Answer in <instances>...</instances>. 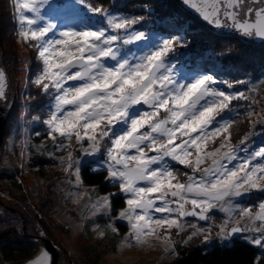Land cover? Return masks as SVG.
<instances>
[{"label":"snow or ice","instance_id":"1","mask_svg":"<svg viewBox=\"0 0 264 264\" xmlns=\"http://www.w3.org/2000/svg\"><path fill=\"white\" fill-rule=\"evenodd\" d=\"M183 3L207 25L264 43V0ZM12 7L18 41L36 53L38 67L30 83L37 95L47 97L43 116H31L33 126L44 128L35 136L51 141L47 155L58 160L68 185L79 188L82 172L91 169L116 189L89 197L84 207L91 216L107 217L104 227L114 234L119 235L116 224L126 221L120 248L159 242L174 256L173 233L190 229L183 243L202 238L209 244L215 227L221 241L239 235L257 246L261 255L255 264H264V202L254 210L237 199L264 192V146L251 151L247 146L264 118L251 119L257 103L253 89L246 94L240 87L248 82L225 78L215 67H190L181 57L193 43L191 26L173 16L161 28L150 6L140 10L142 15L95 0H13ZM7 87L0 69L5 105ZM241 102L248 104L245 116L252 128L233 145L230 129ZM23 143L22 159L29 146L27 139ZM209 143L216 146L209 149ZM176 165L187 169L184 179ZM84 195L70 193L73 202ZM117 196L124 207L113 216ZM213 209L224 214L219 225L208 223ZM189 217L197 222L189 224ZM105 234L98 232L100 238ZM28 264H52L51 256L40 247Z\"/></svg>","mask_w":264,"mask_h":264},{"label":"rangeland","instance_id":"2","mask_svg":"<svg viewBox=\"0 0 264 264\" xmlns=\"http://www.w3.org/2000/svg\"><path fill=\"white\" fill-rule=\"evenodd\" d=\"M175 1L179 4L181 9L186 11L178 0ZM58 2L71 3L72 0H58ZM12 4L13 0H0V10L4 13L0 21L2 28L5 33L8 32L9 34L10 31L12 33V35H8V37L4 36L3 41L0 42L1 49H5V52L3 51L2 53V61L16 92L15 108L7 122V128H4L6 131L3 130L6 132L5 140L0 147V231L10 227H16L19 228L20 237L22 236L23 239L27 237L28 234L33 235V241L40 242V239H42V247L49 252L52 264V252L48 249L51 247L55 251L60 250L59 252L57 251V264H172L174 258L180 253L181 248L198 245L207 246L212 243L222 242L219 238H216V231L218 229L214 227L212 233L213 240L209 244H205L202 238L193 239L187 244L183 243L190 229L179 236L173 233L172 238L176 243L177 251V255L174 256L165 253L164 246L159 242L153 243L150 247L120 248V243L124 234L128 232L126 221H120L116 224V227L119 229V235L111 232L112 235H117L119 237V244L117 247L107 253H103L99 249V251L95 252L98 253V257L96 254H91V251L97 250L95 241L100 238L98 232L104 231V227L102 228L101 226L103 225L102 223H105V225L109 223L107 217L99 215L91 216L84 207V205L89 203V197L95 199L98 195H92V189L87 187L84 183L80 185L79 188L68 185L65 181V174L62 171L53 172V167L46 168L47 171H49L44 175L43 173L45 170L42 173V170L30 168L28 165V159L31 153L30 147L33 145L38 151V142L35 143L36 141H34L35 137H37L35 136V132H44L43 127L32 125L31 116L37 114L43 116L47 110V97L37 95L35 86L30 83V78L34 77L38 67L36 53L34 49L30 48L27 44L19 42L17 39L16 22L13 18L14 10ZM166 6L170 8L165 0H159L157 9L154 11L153 19H155L156 24L162 28L166 27L171 22V17L173 16L182 19V16L177 13L167 17L168 15L165 14V12H167ZM186 12L197 18L195 14H192L188 10ZM193 20H184L186 26L192 23L196 25V20ZM149 23L151 24V20ZM191 29L194 30V33L196 32V29ZM203 30L205 32H202V34L199 33L200 35L196 39V48L203 46L206 47V50L209 48V45H212L215 46L214 48H216L218 52H213L208 49L196 55V50L193 49L194 46H191V49L185 52L181 59L190 67L194 66L201 69L215 67L217 71H222V73L225 74V78L242 79L248 82L246 87H240L246 94H248L247 88L253 89L251 96L257 103L252 105L254 115L251 119L258 120L264 118V77L259 79L256 78L254 74L251 76L252 74L250 75L249 70L242 69V66L239 72L234 74V70H230L228 65L224 64L226 59L224 58V46L222 44L223 42L218 39V35L224 36L227 34L216 33L207 25H205ZM230 36L238 37L236 35ZM259 44L264 43H255V45ZM188 58H193L194 60ZM29 97H32V99H29ZM26 104L30 105V107L26 108ZM233 104L235 105V102H233ZM247 108L248 104L243 102H241V105L237 106V111L241 114L236 117V123L230 129L232 134L231 143L233 145H238L241 138L252 128L249 119L245 116V109ZM26 112L30 113V115L25 119L24 113ZM9 124H12V126ZM3 131L0 136L4 134ZM37 138L40 140V145L51 142L50 140H46L44 135ZM25 139H27L29 146L27 150L24 151L22 159L21 151L24 148L23 141ZM216 143L218 144L219 141L217 140ZM215 146V144L209 143L208 148L211 149ZM247 146L250 151L264 146V126L260 124L255 125V134L250 136L247 141ZM60 154L61 153H57V156ZM240 155L243 156L244 152H240ZM21 164H23V169H21ZM49 166L50 165L47 167ZM58 167L61 170V166L58 165ZM176 167L180 170L181 179H184L182 173L187 171V169L182 165H176ZM5 169H9V172L13 170V175L18 181V184L21 185V188H18L20 186L14 184L11 178L3 176ZM52 178L54 180H52ZM45 179L52 181V183L49 185V182H46ZM48 186L51 189H49ZM72 192H84L85 195L79 197L78 202H73V198L70 196ZM107 193H101L99 196L106 195ZM237 199L243 206H252L255 210V206L264 202V192L253 191ZM119 209L120 208L113 207V216L116 215ZM211 215L213 219L208 222L209 224L219 225L224 221V214L220 212L219 209L211 210ZM187 219L189 224L197 222L191 217ZM198 223L202 227L208 226L203 221H198ZM96 224L101 227L94 230V225ZM118 224L123 227H119ZM41 232L44 233L43 236L40 235ZM103 238H105V236ZM236 238L241 237L238 235L234 239ZM38 254L39 251L34 257L18 264H28V261L33 260Z\"/></svg>","mask_w":264,"mask_h":264},{"label":"trees","instance_id":"3","mask_svg":"<svg viewBox=\"0 0 264 264\" xmlns=\"http://www.w3.org/2000/svg\"><path fill=\"white\" fill-rule=\"evenodd\" d=\"M165 1L170 6V8H168L167 6L165 7L167 9V12H164L168 15L167 17H170L171 15L177 13L182 16L181 20L183 21H186V19L190 21H192L193 19L196 20V25H194L193 23L190 25L191 28L196 29L195 33L194 30L191 29L193 35L192 37H190L191 39H193L192 46H194L193 49L196 50V55H199V53L201 54L202 51H207L208 49L212 50L213 52H218V50L214 48L215 46L212 45H209V48L206 50V47L203 46L196 48V39L200 34H202V32H205L203 30V28H205L204 23L199 21L190 13L181 9L179 4L175 0ZM95 2L103 4L104 7H118L121 13L142 15L144 13H142L140 10L145 6H150L153 12L156 11L159 0H95ZM2 14L4 13L0 10V21ZM8 35H12L11 31L9 32V34L8 32L5 33L0 22V42L3 41L4 36L8 37ZM218 37V39L223 42L222 44L224 46V58H226L224 64H227L230 70H234V74H237L242 66V69L249 70L250 75L252 74L251 76H253L254 74L255 77L259 79L264 77V44L255 45V43L248 42L238 37H231L230 35H218ZM229 49H231L230 52ZM2 51L5 52V49ZM188 59L194 60L193 58ZM9 125L12 126V124ZM4 131H6V129ZM4 131V134L0 136V147L3 145V141L5 140L6 132ZM38 140L39 139L35 137V143L38 142V151L33 145L32 147H30L31 153L28 159L29 167L42 170V173L45 170V172L43 173L44 175L49 171H47L46 168L53 167V172L62 171L58 167L59 162H57L56 158L49 157L47 155V152L52 150L51 142L41 144L42 147H40V140ZM48 165L50 166L47 167ZM13 174V170L9 172V169H5V171L3 172V176L11 178L12 182L20 186L18 188H21V185L18 184V181L15 179V176ZM82 179L83 183L87 187L93 189V186H95L96 190H91L92 195L95 196H99L101 193H107L116 190L111 187L106 181H104L103 175L97 174L91 169L82 172ZM52 180L54 179L52 178ZM45 181L49 182V185L52 183V181L46 179ZM49 189L51 188L49 187ZM113 207H124V201L121 196L113 198ZM102 224L103 225L101 226L103 228L105 226V223ZM118 226L121 228L123 227L119 224ZM18 229L19 228L16 227H10L0 231V264L21 263L34 257L38 253L39 248L42 247V239H40V242L33 241L34 237L30 234H28V236L23 239L22 236L20 237L21 234ZM103 229L106 233L105 238L97 239L95 241L97 250L91 251V254H96L97 257L99 255L95 252L99 251V249L103 253H107L115 249V247H117V245L119 244V237L117 235H112L111 231L107 230L105 227ZM37 243L39 244V247L37 246ZM57 251L59 252L60 250H56L55 252L57 253ZM51 255L53 256V253H51ZM260 255L261 250L257 246L250 245L243 238H233L229 241L212 243L211 245L207 246L198 245L181 248L180 253L174 258L172 264H255L256 258Z\"/></svg>","mask_w":264,"mask_h":264},{"label":"water","instance_id":"4","mask_svg":"<svg viewBox=\"0 0 264 264\" xmlns=\"http://www.w3.org/2000/svg\"><path fill=\"white\" fill-rule=\"evenodd\" d=\"M180 2V4L183 6L184 9H186V11L188 10L189 12H191L192 14H195L196 17L202 22L204 23L205 25L206 22H204L199 14L190 6V5H186L183 3V0H178ZM209 28H211L213 31H215L216 33H222V34H227V35H236L237 34L230 30V29H216L210 25H207ZM248 42H252V43H262L259 39H255V40H248V39H244ZM2 49H1V46H0V69H3L6 73V78H7V95H8V103L7 105H5L4 103L0 102V134L2 133V131L4 130L9 118H10V115L13 111V109L15 108V100H16V92L14 90V87L9 79V75L4 67V64H3V61H2ZM238 236V235H237ZM236 236V237H237ZM235 238V237H234ZM52 253H53V264H57L58 262V258H57V253L53 250V248H48Z\"/></svg>","mask_w":264,"mask_h":264},{"label":"bare ground","instance_id":"5","mask_svg":"<svg viewBox=\"0 0 264 264\" xmlns=\"http://www.w3.org/2000/svg\"><path fill=\"white\" fill-rule=\"evenodd\" d=\"M12 112H13V111H12ZM11 115H12V113H11ZM11 115H10V116H11ZM6 125H7V124H6ZM5 128H6V126H5Z\"/></svg>","mask_w":264,"mask_h":264}]
</instances>
